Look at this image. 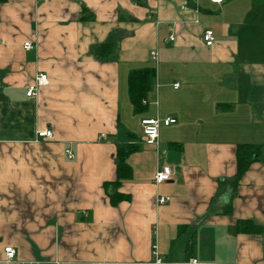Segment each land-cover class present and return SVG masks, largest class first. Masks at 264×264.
<instances>
[{
  "label": "crops",
  "instance_id": "0c3cea01",
  "mask_svg": "<svg viewBox=\"0 0 264 264\" xmlns=\"http://www.w3.org/2000/svg\"><path fill=\"white\" fill-rule=\"evenodd\" d=\"M108 40L115 54L99 61ZM144 67L154 74L135 112L128 74ZM37 74L47 84L27 98ZM145 119L159 121L156 146L143 142ZM245 144L260 152L236 180ZM130 145L114 205L104 185ZM161 167L171 179L155 184ZM155 251L160 264H264V0H7L0 264H153Z\"/></svg>",
  "mask_w": 264,
  "mask_h": 264
},
{
  "label": "trees",
  "instance_id": "16d2710c",
  "mask_svg": "<svg viewBox=\"0 0 264 264\" xmlns=\"http://www.w3.org/2000/svg\"><path fill=\"white\" fill-rule=\"evenodd\" d=\"M7 0H0V5ZM115 43L108 40L102 44L94 47L93 55L99 61L109 60L115 54ZM154 70L151 67H144L142 69L132 70L128 74L127 88L130 104L135 112H139L143 109V100L147 98L150 91L151 82L153 79ZM137 147L125 146L118 147L116 151V180L114 183L105 184L104 189L112 204L118 202V196L116 193L117 188L122 181L128 179L130 176V168L126 163L128 156L135 152ZM260 152V146L258 145H239L236 151V180L246 171L248 166L256 161ZM109 188L113 189V193L109 192ZM194 249V241H191L186 246V258L192 255Z\"/></svg>",
  "mask_w": 264,
  "mask_h": 264
},
{
  "label": "built area",
  "instance_id": "2783aa9c",
  "mask_svg": "<svg viewBox=\"0 0 264 264\" xmlns=\"http://www.w3.org/2000/svg\"><path fill=\"white\" fill-rule=\"evenodd\" d=\"M39 2L43 0H37ZM212 3L220 4L222 0H210ZM172 40V37H170ZM201 40L206 47H211L214 42L213 32L211 30H205L201 35ZM24 51H30L33 49V44L30 41H27L23 44ZM150 57L152 60L156 58V53L152 51L150 53ZM47 84V76L45 74H37L33 78V83L27 87L25 96L27 98H33L36 96L39 88L45 86ZM178 87L177 84L174 85L176 89ZM165 126L175 123L173 119H166L163 121ZM142 130H143V142L145 145H152L156 146L158 141V128H159V121L156 119H145L141 122ZM52 132L50 130H43L37 133V138H51ZM64 154L67 156L68 159H73L74 156L70 150H65ZM172 171L169 167H161L159 168L155 175H154V183L161 184L168 182L171 179ZM168 201V198H159L157 203L162 205ZM4 254L6 257V262H11L14 260L15 257V250L11 247L4 248ZM154 255V262L153 264H160L161 259L158 257L157 252H153ZM190 264H197L196 260H191Z\"/></svg>",
  "mask_w": 264,
  "mask_h": 264
}]
</instances>
